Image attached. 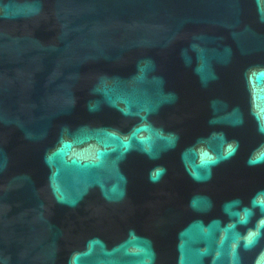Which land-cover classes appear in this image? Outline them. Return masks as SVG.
Returning a JSON list of instances; mask_svg holds the SVG:
<instances>
[{
	"label": "water",
	"instance_id": "1",
	"mask_svg": "<svg viewBox=\"0 0 264 264\" xmlns=\"http://www.w3.org/2000/svg\"><path fill=\"white\" fill-rule=\"evenodd\" d=\"M264 0H0V264H261Z\"/></svg>",
	"mask_w": 264,
	"mask_h": 264
},
{
	"label": "snow or ice",
	"instance_id": "2",
	"mask_svg": "<svg viewBox=\"0 0 264 264\" xmlns=\"http://www.w3.org/2000/svg\"><path fill=\"white\" fill-rule=\"evenodd\" d=\"M261 264H264V258H261Z\"/></svg>",
	"mask_w": 264,
	"mask_h": 264
}]
</instances>
